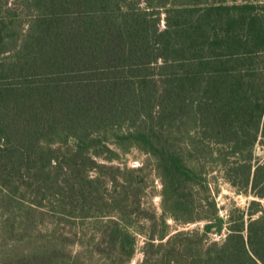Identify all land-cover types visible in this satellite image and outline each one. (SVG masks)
<instances>
[{"label":"trees","instance_id":"1","mask_svg":"<svg viewBox=\"0 0 264 264\" xmlns=\"http://www.w3.org/2000/svg\"><path fill=\"white\" fill-rule=\"evenodd\" d=\"M257 146L264 0H0V264H264Z\"/></svg>","mask_w":264,"mask_h":264},{"label":"rangeland","instance_id":"2","mask_svg":"<svg viewBox=\"0 0 264 264\" xmlns=\"http://www.w3.org/2000/svg\"><path fill=\"white\" fill-rule=\"evenodd\" d=\"M162 25V23H161ZM255 154L258 157H264V147L257 146L255 149ZM145 156L139 152H132L124 156L123 160H125L126 164L129 166H137L141 163V159H143ZM218 194L216 195V199L218 201V205L220 206V213L224 215L226 213V210L229 206L235 205V206H245L246 202L248 200V197H245L240 194H236L232 191L230 186L225 183L222 180H219L218 182ZM153 203L157 206L158 205V197L154 196L152 199ZM262 202L264 203V199H262ZM173 224L172 222H170ZM201 223H192L188 225H174L173 224V230H179V229H190L194 227H200ZM210 237L212 238H218L216 234L211 233ZM143 243V238H138V244L136 252L133 256V259L129 264H136L141 258H142V252H141V246Z\"/></svg>","mask_w":264,"mask_h":264}]
</instances>
